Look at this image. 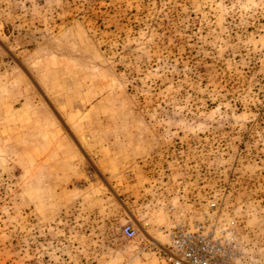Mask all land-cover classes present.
I'll return each instance as SVG.
<instances>
[{
  "label": "rangeland",
  "instance_id": "374dc122",
  "mask_svg": "<svg viewBox=\"0 0 264 264\" xmlns=\"http://www.w3.org/2000/svg\"><path fill=\"white\" fill-rule=\"evenodd\" d=\"M209 199L264 264V0H0V264H165Z\"/></svg>",
  "mask_w": 264,
  "mask_h": 264
},
{
  "label": "built area",
  "instance_id": "2783aa9c",
  "mask_svg": "<svg viewBox=\"0 0 264 264\" xmlns=\"http://www.w3.org/2000/svg\"><path fill=\"white\" fill-rule=\"evenodd\" d=\"M171 224L166 228L167 241L159 247L165 264H240L243 244L236 219L224 214L216 199L204 206L174 208ZM123 235L134 238L130 224L122 226Z\"/></svg>",
  "mask_w": 264,
  "mask_h": 264
}]
</instances>
